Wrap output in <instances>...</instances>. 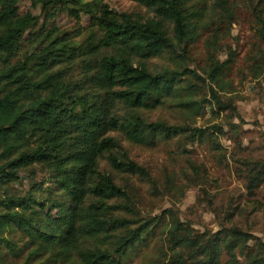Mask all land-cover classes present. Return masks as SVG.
I'll return each instance as SVG.
<instances>
[{
	"label": "trees",
	"instance_id": "1",
	"mask_svg": "<svg viewBox=\"0 0 264 264\" xmlns=\"http://www.w3.org/2000/svg\"><path fill=\"white\" fill-rule=\"evenodd\" d=\"M22 1L0 0L3 258L26 255L25 264L36 259L135 264L139 257L157 256L152 264H223L227 256L226 264H239L242 255L245 264H264L259 237L236 225L194 233L172 209L166 211L169 218L145 216L117 180L148 176L121 142L154 147L173 138L192 143L211 138L203 128L153 120L147 113L168 98L194 95L205 82L175 60L189 59L201 42L214 46L231 34L234 0H130L152 16L117 11L106 0H29L31 10L22 13ZM247 1L264 44V0ZM61 14L78 20L88 14L91 29L65 32L57 22ZM41 16L43 27L31 33ZM229 48V57L215 60L208 73L217 85L235 61ZM163 56L177 66L153 71L151 62ZM259 56L253 55L255 77L264 71ZM204 102L184 104L195 109ZM245 166L252 193L264 182V159Z\"/></svg>",
	"mask_w": 264,
	"mask_h": 264
},
{
	"label": "rangeland",
	"instance_id": "2",
	"mask_svg": "<svg viewBox=\"0 0 264 264\" xmlns=\"http://www.w3.org/2000/svg\"><path fill=\"white\" fill-rule=\"evenodd\" d=\"M106 2L120 12L153 15L151 10L130 0ZM248 3L247 0H234L237 21L231 34L225 33L214 46L201 42L189 52V59L175 60L178 64L184 61L205 79V82H199L195 94L168 98L157 110L147 113L153 120L161 118L172 124L187 123L203 128L212 133L211 138L195 143L185 138H173L162 140L154 147L121 142L128 149L130 158L148 171V176L120 175L117 180L124 183L138 210L145 216L165 214L169 218L166 211L172 209L194 233L215 232L222 225H236L264 242V182L255 192H249L245 169V162L264 159V71L258 77L251 72L254 53L256 57L261 53L259 57L263 60L264 44L257 37V26L261 25L252 15ZM19 8L22 13L31 10L30 1L23 0ZM57 22L63 31L73 35L91 29L88 14L80 20L61 14ZM42 25L44 18L31 33ZM230 46L235 50V61L230 71L222 76L221 85H217L208 73L215 60L223 61L229 57ZM175 61L163 56L154 59L151 66L158 72L166 66H177ZM212 90L225 108L217 105ZM190 99L206 102L194 109L184 104ZM111 135L115 136L116 132ZM23 178L22 189H25L28 181L25 176ZM251 243L254 244V240ZM164 250L167 255H172L171 250L166 247ZM3 256L4 253H0V264L26 262V255L6 259ZM156 257H139L135 264H152ZM228 260L225 256L223 264ZM246 261L240 255L239 264ZM31 264L62 263L36 259Z\"/></svg>",
	"mask_w": 264,
	"mask_h": 264
}]
</instances>
